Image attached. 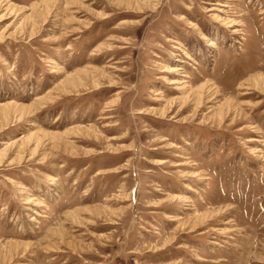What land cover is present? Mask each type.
Listing matches in <instances>:
<instances>
[{"label":"rangeland","instance_id":"obj_1","mask_svg":"<svg viewBox=\"0 0 264 264\" xmlns=\"http://www.w3.org/2000/svg\"><path fill=\"white\" fill-rule=\"evenodd\" d=\"M0 264H264V0H0Z\"/></svg>","mask_w":264,"mask_h":264},{"label":"bare ground","instance_id":"obj_2","mask_svg":"<svg viewBox=\"0 0 264 264\" xmlns=\"http://www.w3.org/2000/svg\"><path fill=\"white\" fill-rule=\"evenodd\" d=\"M8 109V108H7Z\"/></svg>","mask_w":264,"mask_h":264}]
</instances>
